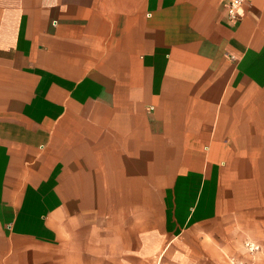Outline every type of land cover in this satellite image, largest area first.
<instances>
[{"label": "crops", "instance_id": "0c3cea01", "mask_svg": "<svg viewBox=\"0 0 264 264\" xmlns=\"http://www.w3.org/2000/svg\"><path fill=\"white\" fill-rule=\"evenodd\" d=\"M226 1L0 0V264H264V0Z\"/></svg>", "mask_w": 264, "mask_h": 264}, {"label": "built area", "instance_id": "2783aa9c", "mask_svg": "<svg viewBox=\"0 0 264 264\" xmlns=\"http://www.w3.org/2000/svg\"><path fill=\"white\" fill-rule=\"evenodd\" d=\"M247 0H227L224 7L229 21L236 23L242 18V7ZM246 252L253 254L261 249V245L252 240L245 241ZM233 264H254L251 260L237 259Z\"/></svg>", "mask_w": 264, "mask_h": 264}]
</instances>
